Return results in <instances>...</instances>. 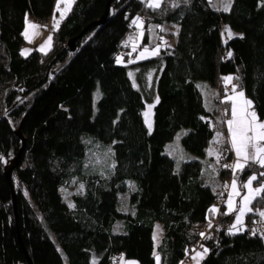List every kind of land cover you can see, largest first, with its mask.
<instances>
[{
  "label": "trees",
  "instance_id": "1",
  "mask_svg": "<svg viewBox=\"0 0 264 264\" xmlns=\"http://www.w3.org/2000/svg\"><path fill=\"white\" fill-rule=\"evenodd\" d=\"M56 2L0 0V264H28V258L33 264H115L122 258L156 264L157 256L160 264H182L200 246L207 249L201 264H264L258 233L228 231L208 242L198 234L227 195L223 185L231 170L225 165L235 159L228 139L221 143L215 181L197 160L177 173L164 152L188 128L183 146L206 156L230 113V102L223 101L228 76L264 120V0H232L228 11L212 0H162L157 9L147 0H75L53 29L51 48L24 55L28 19L50 23ZM108 7L111 17L97 24ZM136 17L148 18L146 26L176 25L175 44L130 63L125 42ZM224 26L238 35L223 41ZM120 56L125 64L117 62ZM130 71L137 72L138 88ZM198 80L212 90L211 109ZM147 103L155 105L151 132ZM89 135L113 144L114 167L99 172L86 166ZM23 140L10 184L6 172ZM74 183L80 189L67 204L60 190ZM253 209L246 224L259 217L264 197ZM156 222L164 230L157 250Z\"/></svg>",
  "mask_w": 264,
  "mask_h": 264
},
{
  "label": "rangeland",
  "instance_id": "2",
  "mask_svg": "<svg viewBox=\"0 0 264 264\" xmlns=\"http://www.w3.org/2000/svg\"><path fill=\"white\" fill-rule=\"evenodd\" d=\"M147 1H148V3H150V0H147ZM74 2H75V0H71V3H70V0H57L51 22L47 23V24L46 23H40L39 24V26H40L39 31H40V36H41L40 39L41 40L44 39L45 37L49 36V35H50L49 37H51L53 29H55L57 27L56 26L57 21H59V23H60V21L70 11V10H68L69 9V3H70V9H71ZM212 2L214 4V6L216 8H218L219 10H223L225 4H230V6L232 4V0H212ZM62 13H63V18H61ZM140 19L143 21V26L139 27V26L133 24V27H134L133 33H132V35L129 36V38L125 42V46L126 45L129 46V47L126 46L127 48H129L128 53L131 54V57L129 58L130 63H137V62H141V61H145V60L157 57L160 54L161 50L164 49L166 46L169 45L172 47L175 44V41L173 39H171L172 38L171 34H172V32L174 33V31H175L174 26L168 25V24L158 26V25L151 23L148 26V28H146L145 19L143 17H140ZM158 29H160L162 31V34H160ZM227 29H229V28L227 27ZM227 29H225V32L222 35L223 41H225V39L228 38V33L226 31ZM231 32L236 33L232 30H231ZM141 33H142V35H141ZM146 33H148V34H146ZM236 34L238 35V33H236ZM27 38H28V36H27ZM51 40H52V38H51ZM171 40H173V41L171 42ZM27 45L28 44H26L24 46V49H23L24 54L29 53V49H28L29 46H27ZM134 46H135V50H134ZM157 47H159V54L158 55L145 54L147 58H142L140 56V53L143 52V50L145 48H148L149 53H150L152 50H154ZM43 49L45 51H47L46 50L47 48H43ZM122 56H124V54ZM122 56L119 57V59H120V62H118L119 64H125ZM129 73L132 74L131 76L130 75L129 76H130L134 86L136 88H138L139 86H138L137 77H136L137 72L136 71H130ZM149 77L153 78V74H150ZM228 77H231V76H228ZM195 84L203 94L206 107L211 109L213 106L212 101H211L212 94H211L210 89H208L209 88L208 83L206 81L198 80V81H195ZM225 84H226V94L227 95L225 97H223V101H230L228 98L234 97L236 99L238 109L240 107L244 106V100H250L252 102V100L245 95L244 91H238L236 89H235V91H233V85H232L233 82L232 81H231V83H228L225 81ZM239 92H243L244 96L239 97L237 95V93H239ZM153 104L154 103H147V108H146L147 110H145V112L148 111V105H153ZM231 107H232V101H230V106H229L230 113L225 118L226 127H225V129L221 128V129H217L215 131L214 137L211 141V144L207 150V154L205 157L196 156V155L190 153L189 151H187L185 149V147L183 146L182 139L188 133V131H189L188 128L180 129L175 134L174 138L165 145L164 152L167 155H169L175 161V171L177 173H179L181 165L183 163L193 161V160H197V161L202 162L203 173H204L206 178L208 177L209 179H212L213 181H215L217 179V177H218L217 176L218 175L217 170L220 167V162L222 161V155H223L221 143L225 138H227L228 141L230 142V133L228 130L227 121L229 119H232ZM249 111H255L254 106H253V102H252V107H251V109H249ZM222 113L224 114V111H222ZM255 113H256V111H255ZM238 115H239V111H238ZM150 119L152 121V110L150 113ZM260 121H264V120L260 119ZM217 133H221V136L217 137ZM217 140H219L221 142L217 143L216 142ZM84 141L86 142V147H87V152H86V156H85V164H86V166L89 167V169L91 171L95 170V171H99V172H104L107 168L112 167L114 165L113 144L100 142L92 135L85 137ZM209 150H212V154H209ZM233 153H234L235 160H233V162L230 165H234L238 159L235 155L234 150H233ZM217 156H219V159H217ZM241 162L244 163V161H241ZM246 163L248 166L245 167L243 171H239V170H236V169L229 167L231 170V176L228 179H226V181L223 185L226 192H227V195L224 199V207L222 208V207H220V205H214L213 206V208L215 207L219 210L218 212H214V214H215L214 218L220 219L221 217L219 215H221L222 213L225 217L226 216L231 217V220L228 223V225L230 227L229 229H230V232L232 234H238V233L244 232L247 229V227H246L247 216L249 214L255 213V211L245 215V217L243 218L244 219L243 225L238 226V227H241V230L236 231V230L232 229V225L236 222L235 217L238 214V212H233L230 215H225V213L228 211L227 201L230 198L233 199L234 206L237 209H239V207H241L243 204V200H242L243 196L248 194V189H246L244 187V184L247 183L249 177H251L252 175H256L258 177V179L256 181H253V184H252L253 188H257L262 183H264V176H260V173L264 172V168H261L259 164L252 163L251 160L247 161ZM246 169H249L250 172L245 173ZM233 181H235V183L237 185V192L239 193L238 195L234 194L232 192L231 185H232ZM219 182L222 183V181L220 179H219ZM78 189H80V186L78 183H74V186H72V187H67V188L63 187L60 190L63 201L67 204H72L71 203V194ZM254 201L255 200H253V202L251 204L252 208H253ZM261 218L264 220L263 217H261ZM213 219H211L209 221H212ZM163 235H164V230H163L162 224L160 222H156L155 223V230H154V242H155V249L156 250L158 248L159 243L162 241L161 239L163 238ZM52 239H53L54 243L57 245L59 251H61V249H60L59 245L57 244L54 236H52ZM122 262H123V264H139L136 260H132V259L126 260L124 258H122ZM156 262H159V260L156 259ZM65 264H68L67 261H65ZM92 264H96V261L94 260Z\"/></svg>",
  "mask_w": 264,
  "mask_h": 264
},
{
  "label": "snow or ice",
  "instance_id": "3",
  "mask_svg": "<svg viewBox=\"0 0 264 264\" xmlns=\"http://www.w3.org/2000/svg\"><path fill=\"white\" fill-rule=\"evenodd\" d=\"M71 3V0H70ZM70 3H69V9L70 10ZM162 4V0H150V3H148L149 8L157 9L160 8ZM230 9V4H225L223 10L228 11ZM61 18H63V13L61 14ZM134 25H137L139 27L143 26V21L140 19V17H136L135 20L132 21ZM59 21H57L56 26L58 27ZM29 27L33 29H39V25L36 24H30ZM228 33V37H232V32L230 29L226 30ZM38 34V32L36 33ZM27 35V32L25 33ZM142 35V33H141ZM51 37H49L48 43H50ZM127 46V45H126ZM135 50V46H134ZM27 51V50H26ZM145 54L149 55H158L159 54V47L155 48L149 53V49L145 48L143 52L140 53V56L142 58H147ZM229 56H231V52L228 53ZM120 62V59L118 58V61ZM131 76L132 74L129 73ZM151 79V77H149ZM226 82L231 83L233 77H225L224 78ZM233 91H235V86L233 85ZM239 97H243L244 93L239 92L237 93ZM230 101H232V107H231V116L232 119H229L227 121L228 130L230 133V144L232 149L235 151V155L238 158L236 163L234 165H225V167H231L233 169L243 171L245 167H247V161L251 160L252 163L259 164L261 168H264V121H260L255 111H249L252 107V102L250 100H244V106L240 107L238 109L236 99L234 97L228 98ZM159 102L157 98V103ZM155 105H148V111L144 113L145 116V122L148 126L149 132H151L152 129V121L150 119V113L152 108ZM239 111V115H238ZM221 133H217V137H220ZM217 143L221 142L219 140L216 141ZM209 154H212V150H209ZM182 158V157H181ZM217 159H219V156H217ZM241 161H244L242 163ZM114 167V165H113ZM260 176H264V172L260 173ZM258 177L256 175H252L249 177L246 184H244V187L248 189V194L243 196V204L239 209H237L234 206L233 199H229L227 201V207L228 211L225 213V215H230L233 212H238V214L235 217L236 222L232 225V229L236 231H240L241 227L244 223V217L248 213H252L254 209L251 207V204L253 200H255L257 197H264V183H262L259 187L253 188L252 184L253 181H256ZM227 187V186H226ZM81 188H83V185H81ZM232 192L234 194H239L237 192V185L235 181H233L232 185ZM212 212H218L219 210L217 208L211 209ZM259 211V210H256ZM259 215L261 217H264V211H259ZM255 231H253V235H255ZM201 235H204L203 233ZM207 249H204V252H197L196 256L193 257V259H196L197 257L203 258V256L206 254ZM157 260H159V256H157Z\"/></svg>",
  "mask_w": 264,
  "mask_h": 264
},
{
  "label": "crops",
  "instance_id": "4",
  "mask_svg": "<svg viewBox=\"0 0 264 264\" xmlns=\"http://www.w3.org/2000/svg\"><path fill=\"white\" fill-rule=\"evenodd\" d=\"M55 10V9H54ZM68 14V13H67ZM61 22V21H60ZM28 24L30 25V24H36V25H39L40 24V22L39 21H37V20H35V19H32V18H29L28 19V22H27V25H26V27L28 26ZM150 25V24H149ZM148 25V26H149ZM168 25H170V24H168ZM148 26H146V28H148ZM172 26H174V28H175V31H174V33L172 32V34H171V36H172V38L171 39H173L174 41L176 40V35H177V32H178V27L176 26V25H172ZM225 29H227V26H224L223 27V30H222V33H224L225 32ZM25 30H26V28H25ZM25 30H24V35H25ZM41 30V29H40ZM42 31V30H41ZM38 32V34H36ZM146 34H148V33H146ZM232 37H236L237 36V34L236 33H233L232 32ZM48 35V34H47ZM27 36H28V38H27ZM50 36V35H49ZM49 36H47V37H45L44 39H40L41 38V36H40V31H39V29H33L32 28V31L30 32V34H28V35H25V41H26V44H28L27 46H29V53L28 54H24V55H29L32 51H34V50H38V51H40V52H42V53H46L50 48H51V44H52V40L50 41V43H48V40H49ZM147 37V36H146ZM231 37V38H232ZM230 38L228 37L227 39H225V40H229ZM173 40H171V42L173 41ZM127 47H129V46H127ZM43 48H47L46 50L47 51H45ZM130 54V53H129ZM208 89H210V88H208ZM210 91L212 92V90L210 89ZM230 102V101H229ZM230 143V142H229ZM231 145V144H230ZM231 149H232V147H231ZM232 152H233V149H232ZM234 154V153H233ZM261 211H264V209L263 210H261ZM258 213V216H260L259 215V211L257 212ZM261 217V216H260ZM264 218V217H263ZM154 230H155V225H154ZM153 239H154V231H153ZM162 240V239H161ZM160 244H161V242L159 243V245H158V247L160 246ZM154 245H155V242H154ZM197 252H204V248L202 247V246H200V247H197V248H195L192 252H191V254H190V256L187 258V260H185L182 264H201L202 262H203V260H204V258L206 257V254L203 256V258L201 259V258H199V257H197L196 259H193V257H195L196 256V253ZM156 259H157V257H156ZM120 264H123V262H122V259H120ZM156 264H160V258H159V262H156Z\"/></svg>",
  "mask_w": 264,
  "mask_h": 264
},
{
  "label": "built area",
  "instance_id": "5",
  "mask_svg": "<svg viewBox=\"0 0 264 264\" xmlns=\"http://www.w3.org/2000/svg\"><path fill=\"white\" fill-rule=\"evenodd\" d=\"M143 18L145 19V23L147 24L148 18H145V17ZM220 101H222V98L219 99V102ZM224 154L226 155L227 151L224 150ZM222 204H224V201L220 200L217 205H220V207H222ZM246 227H247L246 231L249 234H253V231H255V233L260 234L261 237L264 238V220L260 216L253 218L251 222L246 224ZM229 228L230 227L228 223H225L218 218H214L212 221H210L206 225L200 227L198 229V234L202 236V242H208L212 240L216 234L223 233V232L226 233L230 231ZM202 233L204 235H201ZM115 264H120V259H118Z\"/></svg>",
  "mask_w": 264,
  "mask_h": 264
},
{
  "label": "water",
  "instance_id": "6",
  "mask_svg": "<svg viewBox=\"0 0 264 264\" xmlns=\"http://www.w3.org/2000/svg\"><path fill=\"white\" fill-rule=\"evenodd\" d=\"M111 15H112V9L108 7L106 12H105V14L103 15L102 19L99 22H97V24L104 23L106 20H108L109 17H111ZM74 44H75V40H71L69 42V47H70L71 50H74ZM25 144H26L25 140H23V146H22L20 152L18 153L17 157L12 162V165L10 166V168L6 172V177H7V179H8L10 184H11V180L10 179H11V175H12L13 169L19 163V159L21 157V154H22V152L25 149ZM11 188H12V193H13L14 212H15L16 222H17L16 194H15V191H14V188H13L12 185H11ZM28 264H33L29 258H28Z\"/></svg>",
  "mask_w": 264,
  "mask_h": 264
},
{
  "label": "bare ground",
  "instance_id": "7",
  "mask_svg": "<svg viewBox=\"0 0 264 264\" xmlns=\"http://www.w3.org/2000/svg\"><path fill=\"white\" fill-rule=\"evenodd\" d=\"M32 31V28L28 26L26 27L25 33L27 32V35L30 34V32Z\"/></svg>",
  "mask_w": 264,
  "mask_h": 264
}]
</instances>
